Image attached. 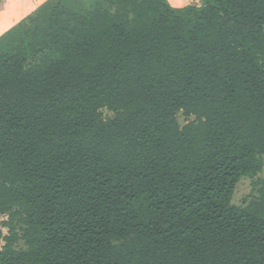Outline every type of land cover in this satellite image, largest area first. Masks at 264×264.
Returning a JSON list of instances; mask_svg holds the SVG:
<instances>
[{"label": "trees", "instance_id": "16d2710c", "mask_svg": "<svg viewBox=\"0 0 264 264\" xmlns=\"http://www.w3.org/2000/svg\"><path fill=\"white\" fill-rule=\"evenodd\" d=\"M263 166L264 0H48L0 36V264H264V180L233 203Z\"/></svg>", "mask_w": 264, "mask_h": 264}, {"label": "rangeland", "instance_id": "374dc122", "mask_svg": "<svg viewBox=\"0 0 264 264\" xmlns=\"http://www.w3.org/2000/svg\"><path fill=\"white\" fill-rule=\"evenodd\" d=\"M101 115L103 118H110L116 115V113L108 108H103L101 110ZM179 124L183 127L189 122L195 121L197 117L195 115H188L183 110H180L176 113ZM264 180V166L262 171L255 178L245 177L240 180L238 183L234 197L233 203L235 205L244 206L246 203L254 196L258 195L257 187H255L254 182H259ZM16 211L0 212V228L3 230V233L8 236L16 235V238L13 240V246L16 249H25V241L23 238L24 234V225L20 222L19 214H15ZM5 242H1L2 246Z\"/></svg>", "mask_w": 264, "mask_h": 264}, {"label": "crops", "instance_id": "0c3cea01", "mask_svg": "<svg viewBox=\"0 0 264 264\" xmlns=\"http://www.w3.org/2000/svg\"><path fill=\"white\" fill-rule=\"evenodd\" d=\"M48 0H0V36ZM200 0H169L174 7H183Z\"/></svg>", "mask_w": 264, "mask_h": 264}]
</instances>
